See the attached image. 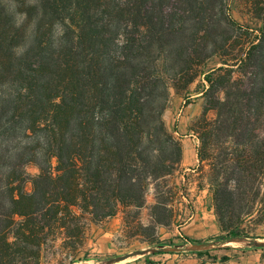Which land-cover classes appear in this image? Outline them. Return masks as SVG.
<instances>
[{
    "label": "trees",
    "instance_id": "16d2710c",
    "mask_svg": "<svg viewBox=\"0 0 264 264\" xmlns=\"http://www.w3.org/2000/svg\"><path fill=\"white\" fill-rule=\"evenodd\" d=\"M245 9L247 24L228 0H0V264L86 254L92 225L142 207L150 183L152 223H126L175 219L165 202L175 191L160 180L183 149L163 114L170 90L199 76L203 106L188 129L219 229L207 240L255 238L241 224L264 188V0ZM213 57L220 65L204 70Z\"/></svg>",
    "mask_w": 264,
    "mask_h": 264
},
{
    "label": "rangeland",
    "instance_id": "374dc122",
    "mask_svg": "<svg viewBox=\"0 0 264 264\" xmlns=\"http://www.w3.org/2000/svg\"><path fill=\"white\" fill-rule=\"evenodd\" d=\"M228 4L230 13L236 20L244 24L249 23L245 0H228ZM218 65H220L218 58L213 57L207 61L204 70ZM202 84H205V81L199 76L186 90L176 93L171 89L169 105L163 114L169 129L173 128L175 122L177 123V134L180 136L182 149L184 146L187 151L186 158L182 157L179 170L160 180L164 190L175 191V194L166 195L168 198L165 201L175 219L165 225H157L153 230H143L133 225L135 221L143 226L152 223L150 206L155 202V190L154 184L150 183L142 207L130 209L119 207L115 215L92 225L86 254L83 251L73 257L57 249L46 252L41 264H67L71 260H74L73 263L85 264H108L111 261L110 264H184L183 258L198 250H209V254L217 259L223 255L229 256L230 260L222 264H264V188L252 216L241 224L244 234L255 236L254 239L250 237L233 239L219 245L212 239L207 240L209 236L217 235L219 229L213 216L211 195L207 190L203 173L190 169L196 166L197 160L195 142L190 140L195 135L188 129L202 110L204 101L200 92ZM212 115L210 112L209 116ZM52 163L55 164L54 159ZM25 170L29 176L38 173V168L32 163L27 164ZM27 187H30V184ZM189 206L194 210L193 214ZM127 215L129 219L135 221L127 224ZM197 234H209L201 238L207 240L208 245L194 250L183 249L187 244L184 243V237L193 238ZM159 245L166 249L159 250ZM178 247L182 249L176 251ZM136 251L140 253L122 260L115 259Z\"/></svg>",
    "mask_w": 264,
    "mask_h": 264
},
{
    "label": "crops",
    "instance_id": "0c3cea01",
    "mask_svg": "<svg viewBox=\"0 0 264 264\" xmlns=\"http://www.w3.org/2000/svg\"><path fill=\"white\" fill-rule=\"evenodd\" d=\"M189 136H191V134H189ZM194 138L195 137H192V139H190V140H193L195 142V144H194V147H195L197 144V140ZM188 146L190 147L189 143H188ZM189 154H190V148H189ZM186 156H187V151L183 146V159L186 158ZM206 235H209V234H197L196 236H193V238L199 239V238L205 237ZM183 259H184V264H195L196 261L198 260V257L195 253H193L192 255H187V257H185Z\"/></svg>",
    "mask_w": 264,
    "mask_h": 264
},
{
    "label": "water",
    "instance_id": "95a60500",
    "mask_svg": "<svg viewBox=\"0 0 264 264\" xmlns=\"http://www.w3.org/2000/svg\"><path fill=\"white\" fill-rule=\"evenodd\" d=\"M208 244H206V245H201V244H190V245H186L185 246V248L184 249H191V250H194V249H200V248H204V247H206ZM182 249V247H178V248H176L175 250L177 251V250H181ZM140 253V251H136V252H133V253H127V254H123V255H121V256H118L117 258H115L116 260H122V259H126V258H128V257H130V256H132V255H137V254H139ZM112 262V261H111ZM111 262H109L108 264H110ZM67 264H80V263H67ZM83 264H85V263H83Z\"/></svg>",
    "mask_w": 264,
    "mask_h": 264
},
{
    "label": "built area",
    "instance_id": "2783aa9c",
    "mask_svg": "<svg viewBox=\"0 0 264 264\" xmlns=\"http://www.w3.org/2000/svg\"><path fill=\"white\" fill-rule=\"evenodd\" d=\"M188 245H190V244H188Z\"/></svg>",
    "mask_w": 264,
    "mask_h": 264
}]
</instances>
